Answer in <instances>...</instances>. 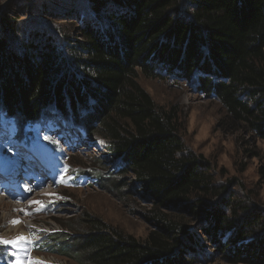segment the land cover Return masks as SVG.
<instances>
[{"label": "trees", "instance_id": "1", "mask_svg": "<svg viewBox=\"0 0 264 264\" xmlns=\"http://www.w3.org/2000/svg\"><path fill=\"white\" fill-rule=\"evenodd\" d=\"M69 6L62 13L81 22L76 34L41 22L23 27L0 14V139L3 124L11 125L28 139L18 136L19 142L61 154L52 139L42 141L49 135L41 130L56 115L76 125L104 156L71 170L73 179L93 176L102 188L106 182L127 194L126 175L133 173L136 194L152 204L154 228L138 239L87 214L81 230L62 225L44 234L39 247L78 264H193L217 249L232 264H264L260 201L237 198L234 180L218 182L214 166L187 148L179 107L157 104L139 82L141 75L191 81L196 92L217 98L231 131L264 139V0H71ZM24 30L27 40L10 46L7 35ZM175 211L189 216L188 224ZM9 249L0 240V263L13 261Z\"/></svg>", "mask_w": 264, "mask_h": 264}, {"label": "rangeland", "instance_id": "2", "mask_svg": "<svg viewBox=\"0 0 264 264\" xmlns=\"http://www.w3.org/2000/svg\"><path fill=\"white\" fill-rule=\"evenodd\" d=\"M70 4L71 0H0V14L8 15L9 19H17L23 27L27 24L34 25L36 22H41L49 28H70L76 34L81 22L74 20L72 23L66 19L69 14L62 13L70 9ZM44 6L47 9H44ZM80 7L86 10L82 1ZM46 11L51 12V15ZM86 17L87 20H94L88 15ZM37 29L42 31L40 28ZM4 36L0 31V38ZM19 37L27 40L28 32L24 30L19 36L14 33L11 36L8 34L6 38L8 44L12 46ZM176 81L178 79H154L143 75L139 79L157 104L166 108L179 107L181 122L186 130L184 141L187 148L198 155H203L214 166L217 181L227 183L229 180H234L237 184L233 186L232 192L236 193L237 198L248 199L250 195L256 202L260 201L259 203L264 207V139L252 135L247 136L240 131H231L226 124L225 111L217 98L203 96L196 92L195 84L191 81L189 83L184 80ZM54 123L68 124L57 115ZM7 129L1 132L4 141L0 139V143L11 142L14 139V126L7 125ZM71 130L70 125L64 132L61 128L58 129L59 138L55 137L47 126L41 130V132L48 133L52 142L67 153L61 159L62 164L68 168V179L65 182L61 179L58 184L56 178H53L57 176L55 169H50L51 176H48L43 168L41 171L38 169L36 164L43 165V159L36 160L33 171L29 168L24 169L31 161V153L20 154L21 164L25 165L23 168L21 164L15 168L8 164L0 169V194L8 197L7 199L6 196H2L4 200L0 203V240L11 248L14 256V262L11 264H78L74 259L47 252L39 246L42 244L41 239L45 236L44 234L61 230L62 225L71 224L81 230L87 214L100 216L109 224L138 239H145L154 228V224L148 218L152 204L136 194L137 188L133 173L126 175L127 186L131 188L126 191L127 194L111 191L106 182L105 187L102 188L95 178L91 180L88 176L80 178L79 184L73 182L71 170L75 168L85 170L90 167L89 163L92 159L103 158L104 152L100 143L90 142L86 135L81 132L73 134ZM18 136L21 140H28L21 136L19 131L15 137ZM40 138L42 141H49L47 135H42ZM14 143L19 147L17 151L21 148L30 150L27 146H20L18 141ZM69 144L72 145L69 146ZM12 149L16 148L12 147ZM0 152L8 154L7 146L0 144ZM45 158L47 163L51 162L47 159V155ZM105 162L110 168L116 167V164L108 159ZM120 167L119 165L118 168ZM15 170L20 172L19 177L23 180L22 184L17 182L16 176H6L8 172H15ZM42 178L44 180H41ZM85 182L88 184H84ZM37 184H42V186ZM32 185L34 188L31 187ZM4 191L15 196L20 195V197L13 201V198ZM48 204H50L48 212H45ZM175 215L176 218L188 224L189 216L185 214L181 216L176 211ZM197 227L195 225V228ZM198 235L208 243L209 239L202 231ZM19 240L25 241V245L19 246L23 245V242L19 243ZM220 251L217 249L212 258L206 255L201 257L202 261L198 259L193 264H232L223 257Z\"/></svg>", "mask_w": 264, "mask_h": 264}, {"label": "bare ground", "instance_id": "3", "mask_svg": "<svg viewBox=\"0 0 264 264\" xmlns=\"http://www.w3.org/2000/svg\"><path fill=\"white\" fill-rule=\"evenodd\" d=\"M21 162H22V159H20V161H19V165L21 164ZM34 163H35V160L34 159H31V161L29 162V163H27L26 164V166L25 165H22V167L21 168H23L24 166V169H30V170H32V166L34 165ZM4 170H6V169H4ZM7 174H10L11 176H16L17 177V182L19 183V184H22L23 183V180H21L20 179V177H19V174H20V172L18 173V171H16L15 170V172H8ZM24 175H25V173H24ZM1 196V198H0V203H2L3 202V200H4V197L6 196V195H2V194H0ZM2 196H4V197H2ZM7 197V196H6ZM7 199H8V197H7ZM13 201H15L14 199H12ZM16 200H18V198H16ZM15 205V207H18V205L17 204H14ZM24 235V234H23ZM21 238V237H20ZM20 242H23V245H19V246H24L25 245V241H22V240H19V243Z\"/></svg>", "mask_w": 264, "mask_h": 264}, {"label": "snow or ice", "instance_id": "4", "mask_svg": "<svg viewBox=\"0 0 264 264\" xmlns=\"http://www.w3.org/2000/svg\"><path fill=\"white\" fill-rule=\"evenodd\" d=\"M21 239H23V238H21Z\"/></svg>", "mask_w": 264, "mask_h": 264}]
</instances>
